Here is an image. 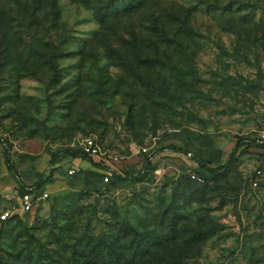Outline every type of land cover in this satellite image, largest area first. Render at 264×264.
<instances>
[{"label":"rangeland","instance_id":"1","mask_svg":"<svg viewBox=\"0 0 264 264\" xmlns=\"http://www.w3.org/2000/svg\"><path fill=\"white\" fill-rule=\"evenodd\" d=\"M135 1L0 0V264L89 263L121 222L168 244L174 213L218 231L170 261L264 264V0Z\"/></svg>","mask_w":264,"mask_h":264},{"label":"trees","instance_id":"2","mask_svg":"<svg viewBox=\"0 0 264 264\" xmlns=\"http://www.w3.org/2000/svg\"><path fill=\"white\" fill-rule=\"evenodd\" d=\"M82 2H89V0H82ZM119 3L124 7L125 12L128 13H131L140 5V2L138 3L135 0H109V3L107 4L108 7L106 8L100 6L99 9H96V14L102 21H104L109 17V11L114 9L116 10V5ZM4 143L5 142L0 139V145ZM244 145L250 146L243 140L238 142L229 162L221 167L224 171H228L230 169L235 161L237 151ZM175 150L179 151L178 149ZM71 153L76 157L83 156V158L89 161L91 165L96 168H101V165L95 163L92 157L86 155L83 150L72 151ZM56 158L57 157L55 156L53 157L51 164L56 162ZM5 163L8 171L17 177V173L11 165L9 150L7 148L5 149ZM201 167L206 170L213 179H217L220 176L218 169L209 168L204 164H202ZM45 183H48V181L44 180L43 175L41 180L30 188L39 190ZM27 190L28 187H22L21 195H23ZM179 216L181 217L182 215L174 213L171 218L172 228L169 235L170 238L168 239L169 242H167L168 244H165L161 238L151 237L147 235V233L141 232L137 228L121 222L118 228V234L113 237L112 241L100 238L93 244L90 252L84 253L86 257L91 256L94 263H92L93 261H89V263L86 262L82 264H178V261H170V259L174 258L170 252V248L179 240V238H184L185 245L192 246L206 241L210 237L214 236L218 231L217 225H213L208 228H192L184 226L179 229L177 227V222L179 221L178 218H180ZM14 218H16V216L5 222H0L6 223ZM165 246L167 248H165ZM81 252L83 253L84 250L81 251L79 249V251H76L77 254Z\"/></svg>","mask_w":264,"mask_h":264},{"label":"built area","instance_id":"3","mask_svg":"<svg viewBox=\"0 0 264 264\" xmlns=\"http://www.w3.org/2000/svg\"><path fill=\"white\" fill-rule=\"evenodd\" d=\"M261 143H264V133L261 136ZM83 152L89 157H96L99 155V148L96 144V141L92 138L86 139L83 143ZM264 173V167L259 171V175ZM70 174H74V171H71ZM38 190L28 187V190L20 196V211L22 213H30L34 211L35 207H38L40 198L37 196ZM48 194H44V198H47ZM20 213H12L11 211H5L0 216V221L5 222L14 216L19 215Z\"/></svg>","mask_w":264,"mask_h":264}]
</instances>
